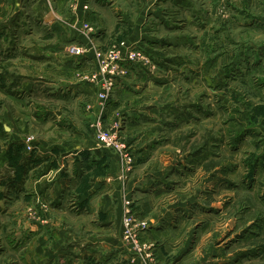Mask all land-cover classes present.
Here are the masks:
<instances>
[{
	"label": "rangeland",
	"instance_id": "374dc122",
	"mask_svg": "<svg viewBox=\"0 0 264 264\" xmlns=\"http://www.w3.org/2000/svg\"><path fill=\"white\" fill-rule=\"evenodd\" d=\"M45 1L47 13L43 0H0V81L8 82L0 89L9 96L0 90V119L26 125L21 111L33 102L62 115L44 112L49 123L28 122L32 136L63 125L66 115L72 131L115 135L124 148L122 233L91 244L87 236L49 232V222L59 229L63 221L33 216L31 182L10 188L3 165L0 264H264V0H66L65 11L58 8L62 0ZM80 5L88 22L68 16ZM121 41L141 56L118 62L123 73L91 122L85 102L99 99L105 83L91 79L98 69L92 55ZM70 45L84 53L69 59L50 52H68ZM38 46L42 57L35 58ZM43 57L42 70L32 71ZM2 60L9 65L1 67ZM70 61L73 83L54 71L42 74ZM85 69L94 98L79 91L87 90L77 77ZM147 162L159 168L146 175ZM133 173L138 181L130 195ZM46 191L40 198L49 205ZM160 196L167 212L155 203L152 221L143 217V197L154 203ZM149 231L158 235L150 238ZM53 238L52 258L45 250Z\"/></svg>",
	"mask_w": 264,
	"mask_h": 264
},
{
	"label": "crops",
	"instance_id": "0c3cea01",
	"mask_svg": "<svg viewBox=\"0 0 264 264\" xmlns=\"http://www.w3.org/2000/svg\"><path fill=\"white\" fill-rule=\"evenodd\" d=\"M45 2L46 1L43 0L40 8L42 9L41 11L47 13L48 6L45 5ZM66 3V0L60 1L58 4L59 10L63 9V11H65L64 8ZM82 3L83 1L80 0V4ZM48 4L50 5L49 2ZM79 14L81 19L78 18ZM68 16H70L71 21H75L77 17L80 22H88L86 18L89 16V13L86 8L83 9L80 5L74 14L69 15L68 13ZM53 48H55V50ZM53 48L50 49V52L54 54L55 57L69 55L68 57L71 59L74 56L69 52H60L56 49V47ZM36 49L37 54L34 55V57H42L39 53V51L42 52V49H40L39 46ZM86 51H88V48H86ZM44 57L40 60V62L37 61L32 65V71L37 72L39 67L40 71L42 70L41 65L42 61L45 60ZM6 60L1 61V67L9 65L5 62ZM27 69L30 68L28 67ZM87 69L84 70L85 72L83 71L77 73L78 79L81 80V87L84 85L83 88L87 90L84 91L79 87L78 88L80 92L83 91L86 93L88 98L89 96L94 98L89 92V86H91V84L88 83L90 81V73L87 74ZM73 70L74 68L72 67L70 61L68 64H63L59 68H46L42 71V74H53L52 71H54L53 76L58 75L61 77L60 80H62L63 83H73L70 79ZM25 75L29 76V74ZM139 75L140 78L146 77L142 74V72H139ZM0 85L8 86L7 80L5 82L1 79ZM0 90L3 92L2 88ZM4 90L7 89L4 88ZM3 93L9 97L8 94H6L7 92ZM94 96L95 101L85 102V110L87 115H89L87 118H89L91 122L92 119L97 117L100 113V106H102V102L96 98L97 94ZM6 101L8 104L10 103L9 99H6ZM6 101L5 105H7ZM31 104H33V102ZM31 104H24L29 108H27V112L26 110L21 111V114L25 117L21 116L22 118H20V123L24 122L27 125L28 122L30 123L35 121L36 123L45 124L49 123L47 120L50 117L55 119L58 115H62L59 110H56L55 114L52 111L46 110L44 107L40 106V104H36L34 107L31 106ZM32 109L36 110L32 111ZM44 112H47L50 117L46 118L45 115L41 116ZM5 114L6 113L3 115ZM1 118L0 125L6 136L0 137V142L2 141L0 147V166L4 165V167L11 172L9 178L6 179V184L10 188H14L15 185L19 186V189H23L27 181L31 182L29 183L32 185V204L36 202V205H33V216L37 217L38 220H62L65 222L63 225V222H61L59 229L58 222H54L55 224L49 222L47 224L49 226V232L54 231L56 234L65 233L69 236L75 237L80 234L87 236V239L91 241V244H97L98 240L101 238L99 237L100 235L112 234L115 236V233H118V235L122 233L121 220L123 216L124 192L120 190V174L121 170L123 171L125 168L120 155L122 151H119V153L115 149L101 146L96 136L90 131H82L81 129H75L72 131L73 124L71 125V123L73 122L69 117H67V115L65 118H62L64 119L63 125H56L55 123L49 124L50 130L46 132L45 135L43 134L42 137H36L35 135L32 136V134H28L27 128L25 127L26 125L20 127V125L16 124V128L13 127L11 125V122L13 121H10L9 115ZM66 119H69L68 123L70 127L66 123ZM12 143H16L17 146L22 145L20 154H22L24 158L26 154H30L29 161L23 162V158L22 161L20 159V161L18 160L19 163L21 162L20 164L18 162L15 165L10 164L7 156V150ZM28 144L33 146L32 152L27 149ZM33 156L37 158L34 159ZM149 164L150 162H147L141 168L142 172L146 173V175L149 171L152 172L155 168H159L158 163H155L152 166H149ZM13 166H18L17 168H19V172H21V176L18 175L19 178H15L16 169ZM134 173L129 179L127 185V192L129 190L130 195H132L131 190L135 187L136 182L138 181V176ZM48 190L50 191L49 195L51 197L49 200L47 199L49 201V205L46 202H43L40 198V194L42 195L45 191L48 192ZM160 197L156 198L154 203L153 201L150 203L147 201V198L143 197V202L139 208L142 211L143 217L150 220L155 217V214L153 213V210L157 209L154 206L155 203H157V206H160L161 209H166L163 214L167 212V206L164 204V197ZM63 205H65L66 208H63ZM149 205H151V209L149 208ZM52 209H55V212H52ZM151 214L154 216L152 218H148ZM35 225L38 226V228L41 227L40 223H36ZM53 225L54 227L52 228ZM113 228L116 229L115 232H112ZM148 235L150 238H153L155 235H158V232L152 231ZM89 236L95 237L90 239ZM111 239L112 238L109 240ZM112 240L116 242L115 238ZM56 244L57 240L56 238H53V244H49V250H45L47 253H50L52 258V249L50 246L53 245V248ZM117 244L119 243H115V246H117ZM37 247L38 250H40L39 245H37ZM176 264H182V262L178 261Z\"/></svg>",
	"mask_w": 264,
	"mask_h": 264
},
{
	"label": "built area",
	"instance_id": "2783aa9c",
	"mask_svg": "<svg viewBox=\"0 0 264 264\" xmlns=\"http://www.w3.org/2000/svg\"><path fill=\"white\" fill-rule=\"evenodd\" d=\"M85 28H87L86 25ZM125 47V43L121 41V45L112 46L106 52H102L100 50H95L94 52L93 58L98 69L94 74H92L91 79H96L99 81L100 77H102L103 80L101 83L105 82L102 90L100 88L98 92V98L101 102L105 101L108 97L115 75L117 76L123 73L118 62L127 60L129 62L135 63L137 62L136 59L141 56L138 52L135 50L133 51L131 48L126 47V50H124ZM67 51L74 56H79L84 53V50L81 47H77L75 45H70L67 47ZM97 139H99L98 142L103 147L113 148L118 152L124 150V148L116 141L115 135H110L99 131ZM27 149H31L30 144L27 145ZM127 159L130 161L129 158ZM124 224L126 227H129L130 225L127 217L124 219ZM127 234H129V232Z\"/></svg>",
	"mask_w": 264,
	"mask_h": 264
},
{
	"label": "trees",
	"instance_id": "16d2710c",
	"mask_svg": "<svg viewBox=\"0 0 264 264\" xmlns=\"http://www.w3.org/2000/svg\"><path fill=\"white\" fill-rule=\"evenodd\" d=\"M3 136L5 137L6 134H5L4 130L2 129L1 125H0V137H3ZM21 148H22V145L21 146L20 145L17 146L16 143H12L10 145V147L8 148V150H7V156L9 158V162H10L11 165L17 164V162H18L19 159L21 161L23 160L24 157L22 156V154H20V149ZM19 164H18V166H19ZM22 165L25 166L24 164H22ZM18 166H13L16 169V170L14 169L15 172H16V177L15 178H19L18 175L21 176V172H19V168H17Z\"/></svg>",
	"mask_w": 264,
	"mask_h": 264
}]
</instances>
